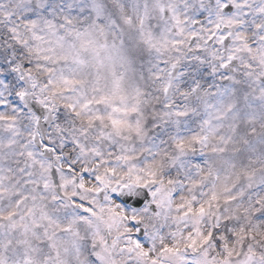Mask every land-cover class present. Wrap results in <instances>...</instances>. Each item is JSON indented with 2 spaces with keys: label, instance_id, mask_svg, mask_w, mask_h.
<instances>
[{
  "label": "rangeland",
  "instance_id": "obj_1",
  "mask_svg": "<svg viewBox=\"0 0 264 264\" xmlns=\"http://www.w3.org/2000/svg\"><path fill=\"white\" fill-rule=\"evenodd\" d=\"M50 1L19 0L17 6V1L10 0L3 3V0H0V22L3 17L6 19L1 31L5 38L3 56L6 69L8 73L15 72L17 78L23 73H30L34 82L52 95L53 105L59 113V123L56 126L63 134L65 131L66 144L68 143L70 151V159L67 160L66 166L68 173L61 174L56 185L54 177L52 178L49 173L23 174L28 176L27 180L23 181V187L25 182L29 185L23 197L27 200V206L33 207L32 209L36 211L37 220H34L32 227L37 229V236L40 238L45 227H51L48 221L54 218L49 215L51 208L48 202L55 200L61 202L60 192L69 195L68 219L74 229L69 239L64 242L68 244L71 256L79 260L80 264H87L86 242L83 243L75 236L83 234V229H89L91 234H94V227L98 223L101 235L116 236L126 231L128 227L125 219L129 215V210L106 199L103 204H99L96 195L94 196V192L96 193L99 187H94L82 177L85 172L92 173V168L96 167V162H99L100 158L110 162L119 159L122 160L121 164H107L106 170L98 172V174H110V172L117 174L113 185L123 174L134 178L133 180L136 181H129L138 184L149 176L159 182L162 181L166 186L176 185L175 190H172L175 195L170 205L165 204L166 194L161 193L157 214L143 211L133 215L143 217L152 240L159 239L165 244L164 246L172 245L174 249L175 245L178 248L184 245L198 247L206 236V238L212 234L217 236L216 239L213 237L214 245L204 248L202 254L194 256L192 260L178 259L175 261L176 264H217V261L236 263L247 260L250 255L256 258L254 264H264V222L256 230L249 223H243L241 226L232 225V220L241 216L242 212L247 216L246 221L249 220L252 212H262L263 191H255V189L241 191L242 194L251 191L257 195L253 198L245 197L246 209L236 201L239 198L238 194L231 193L233 186H240L244 174L250 178L248 182L251 183L248 184L251 187L264 182V177L260 178L264 176V51L259 53L261 56L258 68V64L253 65L258 61V52L246 48L250 51L248 64L247 66L241 64L242 67L236 72V75L239 74V80L242 79L239 86L246 88L241 91L248 96H237V88L231 93L223 94L219 91L217 95V88L232 89L230 87H234L235 83L232 84L231 80L236 82L237 76L235 75L233 79L225 75L212 78V75L208 74V68L202 71L203 82L195 84L198 74L191 69L189 62L188 65L185 64L178 82L179 89L187 91L188 94L170 101L179 106H177L179 111L173 115L175 120L168 119L169 107L161 111L153 110V113L148 114H146L148 111H145L144 116L141 113L143 108L136 107L142 104L140 97L147 92L146 90L138 86L133 90L131 88L133 103L129 102L128 80L131 71L132 32H136L138 37L140 30L144 39L146 34L154 38L156 35L152 34L151 28L157 22V33L160 28L162 29L157 37V44H147V46L157 48V59L161 61L171 59L175 62L181 59L183 50L191 44V41L186 44L184 42L189 32L182 30L173 37V29L169 23L171 17H166L167 23L163 26L158 23V19L162 22L160 10L164 12L167 8L162 6V0L156 6L151 0H137L138 6L140 4V7L142 5L147 8L146 33L137 26L139 7H137V18L135 20L132 18L133 0H67L66 8L60 10L59 14L56 11L63 1L57 0L55 7L49 11L47 3ZM170 1L178 3L177 0ZM255 1L257 0H230L236 5L237 12L233 17L223 18L226 22L224 25L232 28L238 26V21ZM193 5L195 17L206 14V0H195ZM6 6H8L7 16ZM169 6L175 14L173 25L179 20V25L182 26L181 16L180 18L178 16L181 12L171 4ZM25 13L30 17H26ZM20 15L26 23L25 29H22L17 20ZM50 15H60L73 23L69 32L59 33L57 41L51 37L53 34L51 32L53 28H64L65 25L59 22L60 20L54 24ZM152 20L156 22H151ZM37 24L44 28L42 32L37 33L32 30ZM206 24L205 18L197 28L199 41L208 40L209 32ZM254 25L255 22H252L251 28ZM261 25L263 26L260 30L262 37L260 38L264 45L263 18ZM14 38L28 45L29 50L32 51L28 53L33 54L35 60L40 62L44 59L45 62L41 64L42 62L36 63L30 60L26 50L20 43L17 45ZM235 39L237 44L241 36L238 34ZM124 48L128 52L127 56ZM133 48L142 51L143 54L146 53V43L141 45L137 39L133 40ZM74 49L82 52L87 66L79 67L74 63ZM174 51L175 54L172 55ZM230 52L231 56L236 55L233 49ZM223 60L224 58H221V62ZM93 66L96 67L95 72L90 70ZM39 67H43L41 73ZM134 76L138 77L139 74L135 72ZM186 86L190 87L185 89ZM92 104L95 105L94 110L89 106ZM131 110H139L136 121L129 119ZM141 122H145L144 128ZM234 127L242 129L235 130ZM136 133L141 136L137 137ZM100 152L102 157L99 155ZM72 155H75V158ZM31 164L34 167L44 166L48 170L50 162L36 160ZM64 164L60 162L61 166ZM23 166H27V163L24 162ZM257 167L261 168L263 174H249L250 170ZM8 175L10 174L0 178V186ZM78 178L83 182L80 186L82 191L77 187ZM63 181L67 184L63 185ZM169 191L171 189L168 188ZM13 198L12 195L10 197L12 205ZM71 198L75 201L86 200L96 204L94 215L97 217L98 211L100 214L90 228V222L84 218L83 211L71 207ZM12 205L8 208L2 205L0 217L11 210ZM30 214L32 215L30 211L27 212L23 220L30 218ZM23 220L11 227H5L3 233L6 240H3V236L0 237V252H3L2 249L7 250L10 244L14 245V241L21 239L20 226L23 225ZM225 230L227 235L224 234ZM250 233L256 238L250 236ZM26 239L27 254L14 255L11 252L12 260L6 264H14L19 256L21 262L19 264H26L31 260L30 256L33 252L34 254L43 252L35 246L37 239L28 234ZM57 243L56 249L61 254L63 242L57 239ZM221 245L224 247V255L220 252ZM149 253L148 264H158L155 252L153 256L150 250ZM5 261H7L5 254H0V263Z\"/></svg>",
  "mask_w": 264,
  "mask_h": 264
},
{
  "label": "bare ground",
  "instance_id": "obj_2",
  "mask_svg": "<svg viewBox=\"0 0 264 264\" xmlns=\"http://www.w3.org/2000/svg\"><path fill=\"white\" fill-rule=\"evenodd\" d=\"M178 4H179V3H178ZM244 96H247V95H244ZM244 96H243V97H244ZM234 129H235V130H239V129H242V128H241V127H234ZM230 147H231V143H230ZM3 154H4V153H3ZM4 155H6V158H7V159H11L7 154H4ZM3 198H4V197H3ZM2 203H3L2 200H0V204H2ZM240 221H241V220H240Z\"/></svg>",
  "mask_w": 264,
  "mask_h": 264
}]
</instances>
